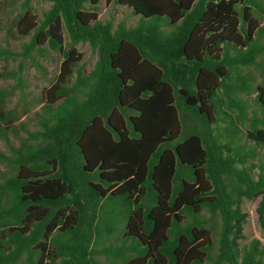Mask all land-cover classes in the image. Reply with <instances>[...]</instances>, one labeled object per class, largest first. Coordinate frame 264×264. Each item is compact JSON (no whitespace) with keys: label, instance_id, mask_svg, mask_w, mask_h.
Segmentation results:
<instances>
[{"label":"trees","instance_id":"1","mask_svg":"<svg viewBox=\"0 0 264 264\" xmlns=\"http://www.w3.org/2000/svg\"><path fill=\"white\" fill-rule=\"evenodd\" d=\"M45 1L42 20L28 6L17 31L62 59L42 92L40 129L29 133L36 142L0 153L12 169L0 182V264H52L50 245L59 264H205L215 216L213 264H264V243L240 244L243 200L259 199L264 228V173L253 175V151L238 137L249 83L234 72L264 51V22L254 17V9L264 15L261 0H105L138 16L115 29L98 18L100 0ZM79 42L97 52L88 74ZM257 91L264 107V86ZM180 109L203 128L175 142ZM9 120L0 110V132ZM247 139L264 143V128L251 123ZM117 230L121 244L109 245L105 262L90 258Z\"/></svg>","mask_w":264,"mask_h":264},{"label":"rangeland","instance_id":"2","mask_svg":"<svg viewBox=\"0 0 264 264\" xmlns=\"http://www.w3.org/2000/svg\"><path fill=\"white\" fill-rule=\"evenodd\" d=\"M264 4V0H261ZM89 2L85 3L88 7ZM28 6L32 12L42 20L43 14L50 8L51 2L45 0H0V110L3 116L10 118L6 123H1L0 132V153L9 157L13 149L21 145H31L36 142L29 139V133L40 129L39 121L43 116L45 100L43 89L50 86L58 72L62 59L59 51L53 50L48 45L35 46L30 48V35H20L17 31L16 20ZM98 18L101 22H110L113 29L117 24L123 22L126 27H132L137 24L138 16L134 15L127 6L116 4L115 2L106 3L100 0L96 6ZM254 17L257 24L262 26L264 15L254 9ZM164 26V30H168ZM257 37V35H256ZM255 37V38H256ZM258 46H264V33L258 39ZM69 38L64 30V46L68 47ZM29 45V46H28ZM77 50L82 53V59L78 63L83 74H88L97 60V52L88 42H79L75 45ZM70 77L68 84L71 85L76 78L77 71ZM234 72L242 77L248 78L249 87L240 93V97L246 102V118L243 122L235 121L236 128L239 130L238 137L244 144V149L253 151L248 164L252 167V173L258 177L259 173H264V143H254L247 139V131L251 128V123L256 122L258 128H264V107L257 100V86H264V51L255 58V63L251 65H238ZM181 131L175 142H180L192 133L199 134L203 125L189 112L179 110ZM223 125V124H222ZM12 169L7 160L0 158V182L10 177ZM258 198L254 200H243L241 203L242 211L247 215L243 225V239L240 244L249 242L251 239H257L264 243V228L261 227L256 214ZM115 206H105L103 212L117 214ZM208 217V213L203 211ZM112 220V227L114 220ZM212 236V249L209 251V258L205 264H213L217 252V239L221 228L219 216L209 220L206 226ZM116 228V226H115ZM121 231L117 230L104 239L102 245H97L92 249L90 258L105 262L109 257L107 249L121 244ZM110 245V246H109ZM48 261L52 264H59L61 256L56 255L54 246L47 247ZM26 254L23 255V259ZM18 263H22L23 259ZM117 264H124L118 260Z\"/></svg>","mask_w":264,"mask_h":264}]
</instances>
